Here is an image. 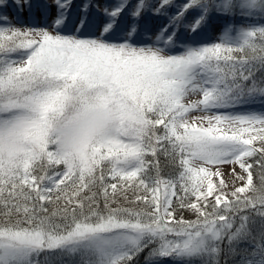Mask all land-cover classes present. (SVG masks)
<instances>
[{
  "label": "snow or ice",
  "instance_id": "1",
  "mask_svg": "<svg viewBox=\"0 0 264 264\" xmlns=\"http://www.w3.org/2000/svg\"><path fill=\"white\" fill-rule=\"evenodd\" d=\"M0 264H264V0H0Z\"/></svg>",
  "mask_w": 264,
  "mask_h": 264
}]
</instances>
